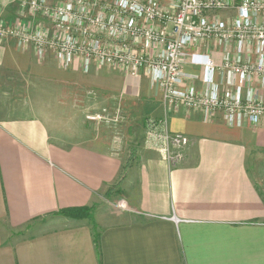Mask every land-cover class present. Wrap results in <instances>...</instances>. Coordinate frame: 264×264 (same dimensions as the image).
<instances>
[{"label": "crops", "instance_id": "crops-1", "mask_svg": "<svg viewBox=\"0 0 264 264\" xmlns=\"http://www.w3.org/2000/svg\"><path fill=\"white\" fill-rule=\"evenodd\" d=\"M28 16L20 0H0V27ZM226 51L189 48L216 65ZM103 110L121 121L86 119ZM149 119L188 138L179 165L154 150ZM92 207V219L56 215ZM0 264H264V119L205 122L169 107L145 74L85 73L79 60L63 70L51 51L39 58L0 39Z\"/></svg>", "mask_w": 264, "mask_h": 264}, {"label": "built area", "instance_id": "built-area-1", "mask_svg": "<svg viewBox=\"0 0 264 264\" xmlns=\"http://www.w3.org/2000/svg\"><path fill=\"white\" fill-rule=\"evenodd\" d=\"M20 7L29 21L0 27V39L21 51L33 47L39 58L51 51L63 70L79 60L85 73L96 64L145 74L169 107L200 111L205 122L221 114L241 128L264 119V0H20ZM211 41L227 50L220 65L189 52ZM216 75L227 77L226 88ZM88 119L111 124L122 116L103 110ZM146 134L170 167L183 161L188 138L171 133L166 120H148Z\"/></svg>", "mask_w": 264, "mask_h": 264}, {"label": "trees", "instance_id": "trees-1", "mask_svg": "<svg viewBox=\"0 0 264 264\" xmlns=\"http://www.w3.org/2000/svg\"><path fill=\"white\" fill-rule=\"evenodd\" d=\"M128 170V165L125 166L123 173H122V178L120 180L123 181L127 174ZM119 182V183H120ZM95 212V208H72V209H64L56 213L58 216H65L73 219H78V220H83V219H92L93 215ZM93 232H94V238L96 245L99 247V234H98V229L95 225H93Z\"/></svg>", "mask_w": 264, "mask_h": 264}, {"label": "rangeland", "instance_id": "rangeland-1", "mask_svg": "<svg viewBox=\"0 0 264 264\" xmlns=\"http://www.w3.org/2000/svg\"><path fill=\"white\" fill-rule=\"evenodd\" d=\"M218 16H220L221 18H227L228 16L229 17H231L232 16V14L230 13V14H228V13H224V12H222V13H219V14H217ZM88 115L89 116H93V114H88L87 113V116H86V119L88 120ZM95 115V114H94ZM150 120V119H149ZM185 155V154H184Z\"/></svg>", "mask_w": 264, "mask_h": 264}]
</instances>
